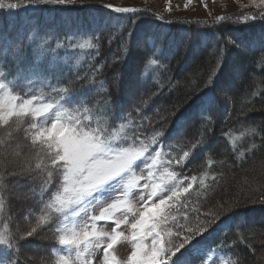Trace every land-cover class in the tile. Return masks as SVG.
<instances>
[{"label": "trees", "instance_id": "trees-1", "mask_svg": "<svg viewBox=\"0 0 264 264\" xmlns=\"http://www.w3.org/2000/svg\"><path fill=\"white\" fill-rule=\"evenodd\" d=\"M100 5L93 1H85L84 6L79 3L75 6H29L25 3L19 9H0V70L12 73L7 77L9 81L14 79L17 67L28 70L26 75L35 82L27 85V80L22 78L21 87H43L46 80L57 88L84 91L90 98L89 106L97 108L93 118H102L105 109L110 114L116 113L121 119L126 118L125 131L129 136L138 134L151 143L154 133L162 132L153 152H166L162 157L172 161L170 170L179 174L182 187L193 184L184 202L186 208L181 206L178 212L176 208L172 211L182 216L186 210L199 209V219L207 232L197 237L198 248L222 253L226 257L224 264H237V261L239 264H263L257 254L260 249L264 250V243L260 244L264 241V221H259L264 215V71L261 70L264 67V47L261 46L264 20L257 16L256 20L241 24L235 21L238 15L264 11V6L221 14L231 15V19L211 23L215 17L165 15L153 11L147 4L132 6L141 9L137 15L113 13ZM154 14L165 19H157ZM244 23L252 27L243 28ZM237 28L241 29L246 43H254L240 49L228 45L226 62L216 79V87L205 88L220 49L235 35ZM96 34L101 35L98 57L94 50L74 49L67 39L71 37L72 43L78 44ZM110 37H115L111 43L108 42ZM137 38L139 44H136ZM61 43L65 46L57 47ZM237 50L244 51L247 66L237 95L225 104L220 87ZM149 58L159 59L160 66L146 64ZM33 67L39 77L31 76ZM128 73L133 74L135 81L132 100L125 96L124 81ZM237 78L238 71L233 76ZM93 81L95 86L88 87ZM201 89L216 98L203 111L197 108ZM44 91L50 89L44 87ZM245 94L249 98L238 105V99ZM121 119L115 121V126H119ZM26 127L27 124L13 133L27 149L31 174L23 181L26 188L24 190L23 185L15 181H9L6 190L0 185V232L16 234L12 243L19 247L7 249L0 245V258L6 260L11 252L12 259L19 264H55L52 255L57 245L54 226L40 223L46 172L36 169L35 165L44 154L33 149L30 137L25 138L23 129ZM6 132L7 129L0 127L1 134ZM194 145L198 146L194 148ZM184 152H190V157L182 165H175V160ZM2 161L0 175L14 172L13 168L6 172V164ZM241 179L260 188H247L242 192L238 185ZM21 189L24 198L15 202L12 194ZM47 200L48 196H44L43 201ZM221 203L237 206L232 213L209 223L213 218L204 214L216 212V206ZM16 205L23 207L21 213ZM191 215L194 224L196 214ZM225 215L229 218L225 219ZM179 223H184L183 219ZM33 227L35 234L21 241L19 237ZM258 240L259 246H256Z\"/></svg>", "mask_w": 264, "mask_h": 264}, {"label": "snow or ice", "instance_id": "snow-or-ice-1", "mask_svg": "<svg viewBox=\"0 0 264 264\" xmlns=\"http://www.w3.org/2000/svg\"><path fill=\"white\" fill-rule=\"evenodd\" d=\"M190 2H186V8ZM25 3L29 6H75L77 3L84 6L85 0H0V9H19ZM252 3L259 8L264 5V0H252ZM100 7L117 14L137 15L141 11L135 7H116L111 4H102ZM154 15L157 19H165L159 14ZM257 16L264 20V11L238 15L235 23L256 20ZM229 19L231 15H222L210 22ZM242 27L249 28L252 25L244 23ZM234 32L235 35L229 37L220 49L216 64L205 82L207 89L216 87V79L226 62L228 45L240 49L254 43L245 42L240 28ZM114 38L110 37L108 42L111 43ZM67 39L74 49L94 50L97 57L100 55V34L90 35L78 44L72 43L71 37ZM63 46L62 43L57 45ZM261 46L264 47V34L261 35ZM145 63L160 66L159 59L149 58ZM261 70L264 71V67ZM26 71L17 67L14 79L9 81L7 77L12 73L0 70V127L7 129L4 137L0 138V145L8 144L13 133H18L27 124L23 129L25 138L30 137L33 149L44 154L35 165L36 169L46 172L41 192L43 215L40 223L54 226L59 248L54 247L52 251L59 253L67 250L66 254L58 256L56 264H93L89 258L101 248V264H122L115 254V246L122 241L131 245V252L123 264H192L190 257L198 250V242L195 241L206 234L207 228L199 219L201 214L198 208L186 210L182 216L173 214V208L177 212L181 206L186 208L184 202L193 184L182 187L179 174L170 170L172 161L162 159V150H156L153 154V146L163 133H154L151 143L141 139L138 134L129 136L125 131L126 118L121 119L116 113L110 114L105 109L102 118L94 119L93 112L97 108L95 105L89 106L90 98L82 90L57 88L46 80L43 87H21L22 78L27 80V85L35 82L26 75ZM30 72L31 76L39 77L35 67ZM80 79L77 77V80ZM94 86L93 81L88 87ZM44 87L50 91L45 92ZM215 99L211 92L201 89L197 108L203 111ZM117 119H121L118 127L115 126ZM190 155V152H184L180 159L175 160V165H182ZM141 164L144 165L141 171H146L147 176L137 175L136 169ZM30 174V168L21 167L19 171L0 175V185L6 190L9 181L21 183ZM201 184H204L203 179ZM137 192L140 193L138 202L133 200ZM44 196H48L47 202L43 201ZM107 200L111 202L106 203ZM236 206L235 203H221L216 206V212L209 211L204 215L212 217L209 223H214L221 215L232 213ZM96 208L100 209L99 214L89 215ZM192 213L196 214L194 224ZM228 218L225 215V219ZM180 219L184 223H179ZM109 221L116 225L110 233L97 228L98 223ZM120 225L127 226V234L120 230ZM35 232L36 228L33 227L19 239L26 241ZM15 238L16 234L0 232V245L7 249L14 246L18 248L19 244L12 243ZM73 252L74 260L70 258ZM0 264H19V261L13 260L9 252L8 258L0 260Z\"/></svg>", "mask_w": 264, "mask_h": 264}, {"label": "rangeland", "instance_id": "rangeland-1", "mask_svg": "<svg viewBox=\"0 0 264 264\" xmlns=\"http://www.w3.org/2000/svg\"><path fill=\"white\" fill-rule=\"evenodd\" d=\"M85 1H93L97 2L99 4L107 3L111 4L116 7H132L133 5H143L147 4L149 7L152 8L153 11H156L160 14L165 15H174V16H181V17H191V18H213L220 16L221 14H229V13H236V12H242L247 9H252V7L255 6V4L252 3V0H191L188 7H185L186 2L188 0H85ZM264 6V5H262ZM139 44V38H137L136 44ZM135 44V45H136ZM245 60V53L243 50H237L234 58L230 60V64L228 69L226 70V73L223 77V82L220 87V96L222 98L223 103L228 104L238 93V87L240 86V82L243 80V71L246 70L247 63ZM238 71L239 73V79L236 80L233 79V76L235 72ZM234 83L232 84V82ZM124 88L126 89L125 96L127 97V100H132V94L134 93L135 89V81L134 76L132 73H128L125 76L124 81ZM249 95L245 94L241 98L238 99V105H241L242 101L245 99H248ZM5 134L0 133V138H3ZM14 140L11 143H8L6 145H0V160L2 159V162H5L6 167L5 171L13 168V171L19 170L22 166L28 168V154L27 149L22 144L21 140L17 138L16 136H13ZM162 153L165 155L166 152L162 151ZM163 159V158H162ZM144 165L141 164L140 167L136 169L137 175L141 176H147V172H142L141 168ZM163 171V169H161ZM10 172V171H9ZM159 175V173H157ZM238 185H241L239 187L242 192H244L245 189L250 190H257L260 188V186H257L256 184L252 183L251 181L241 179ZM18 185H23V189L26 188L23 182L18 183ZM16 187V185H14ZM21 189L20 191H17L16 193L12 194V199L16 202L22 198H24V190ZM139 195L140 193L137 192L133 196V200L138 202L139 201ZM15 202H12L15 203ZM111 200H107L106 203H110ZM15 205V204H14ZM15 208L17 209L18 213H21L23 210V207L20 205H16ZM100 209L96 208L93 212H90L89 215H98ZM16 219L15 221H17ZM259 221H264V215L259 217ZM258 221V224L261 223ZM250 227H252V222L249 224ZM116 225L114 222H100L97 224V228L111 232L112 228ZM121 231H124L126 234L128 232V228L125 225L119 226ZM252 232V231H251ZM252 234V233H251ZM264 238V235L263 237ZM261 241V240H260ZM106 243V241H105ZM150 243V241H149ZM261 243H264V241H261ZM256 246H259V240ZM56 248H59V245L55 246ZM264 248V247H262ZM39 250L42 251V248H39ZM261 251L257 254V259L261 262L264 261V250L260 249ZM131 252V245L127 241H122L120 244L115 246V254L117 255L118 259L122 262H126L128 254ZM54 256V263L56 264V260L58 259L59 255L66 254L67 250H64L62 252H53ZM75 253L73 252L71 254V257L74 260ZM103 256V250L102 248L95 252L93 257H90L93 261V264H101ZM1 260V259H0ZM190 260L192 264H222L224 261V257L221 255L220 252L216 251V253H208L204 249L198 248V250L194 251L190 257ZM75 264H79V262H75ZM264 264V263H263Z\"/></svg>", "mask_w": 264, "mask_h": 264}]
</instances>
